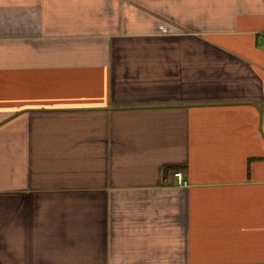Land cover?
<instances>
[{"label": "crops", "instance_id": "obj_1", "mask_svg": "<svg viewBox=\"0 0 264 264\" xmlns=\"http://www.w3.org/2000/svg\"><path fill=\"white\" fill-rule=\"evenodd\" d=\"M0 264H264V0H0Z\"/></svg>", "mask_w": 264, "mask_h": 264}, {"label": "built area", "instance_id": "obj_2", "mask_svg": "<svg viewBox=\"0 0 264 264\" xmlns=\"http://www.w3.org/2000/svg\"><path fill=\"white\" fill-rule=\"evenodd\" d=\"M174 175H175V178L177 179V181H178L180 184H182V182H183V173H182L181 171H176V172L174 173Z\"/></svg>", "mask_w": 264, "mask_h": 264}]
</instances>
